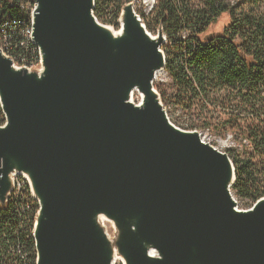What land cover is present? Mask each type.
<instances>
[{
  "label": "water",
  "instance_id": "water-1",
  "mask_svg": "<svg viewBox=\"0 0 264 264\" xmlns=\"http://www.w3.org/2000/svg\"><path fill=\"white\" fill-rule=\"evenodd\" d=\"M93 7L35 1L42 72H16L0 53V203L8 175L29 174L36 264H110V250L126 264H264V198L238 210L227 154L176 128L156 92L143 108L126 101L134 86L150 92L164 70L162 31L149 38L127 4L124 36L112 41ZM98 213L120 232L109 249Z\"/></svg>",
  "mask_w": 264,
  "mask_h": 264
},
{
  "label": "trees",
  "instance_id": "trees-1",
  "mask_svg": "<svg viewBox=\"0 0 264 264\" xmlns=\"http://www.w3.org/2000/svg\"><path fill=\"white\" fill-rule=\"evenodd\" d=\"M35 1L0 0V47L20 66L40 60L29 38L28 8ZM132 1L94 0L93 15L116 27ZM139 16L150 35L162 31L165 38L164 71L175 87L167 102L188 117L185 131L230 135L242 148L236 157L235 150L225 151L234 167L232 188L248 205L264 198V0H155ZM223 17L227 23L213 32ZM4 23L13 26L2 28ZM23 186L0 203V264L37 262L33 233L39 204Z\"/></svg>",
  "mask_w": 264,
  "mask_h": 264
},
{
  "label": "rangeland",
  "instance_id": "rangeland-1",
  "mask_svg": "<svg viewBox=\"0 0 264 264\" xmlns=\"http://www.w3.org/2000/svg\"><path fill=\"white\" fill-rule=\"evenodd\" d=\"M154 2H155V0H133L129 4L132 5V10L134 11V13L139 16L140 12L147 15L150 12V10L152 9ZM194 3L196 4L197 0H194ZM28 9L30 10L29 14L31 16L33 14L32 11H34V9H35V4L33 7H31V8L29 7ZM121 15H122V13H121ZM95 19L97 20L98 23H102V24H106V25L111 26L110 27L111 29L117 30L119 28L118 21L116 24L117 26L115 27L112 24H108L104 21H99L97 18H95ZM139 19H140V16H139ZM31 21H32V18H31ZM226 23H227V19L225 17L221 18L219 20V22L215 25V27L212 29V31L213 32L221 31V29L223 28V26ZM157 35H158V32L156 31V33L152 36L156 37ZM163 45H166L165 40H164V43L162 44V46ZM1 54L4 57L8 58L3 52ZM41 61H42V56H41L40 62L36 65L31 66V67H26V66L19 67L17 64H13V62L12 61L11 62L15 67H19V69L24 68V69H26L32 73H39L41 70ZM153 89L156 92L158 100H159L160 104L162 105L163 110L166 112L167 117L170 120V122L176 128H178L180 130H185L184 124L186 123L188 117L184 114V112L182 110L173 106L171 103L167 102V100L175 92V87H174V84H173L170 76L164 70L162 72L158 73L157 76L155 77V79L153 81ZM0 122H3V124L5 123V117L3 116V113H2V116L0 115ZM197 132L201 136V139L204 143L209 144L210 146H212L214 149H216L217 151H219L221 153H225V151H227V150H235V153L233 155L236 157L238 155V153L241 152V149H242L241 146L237 142H235L234 139L231 138L230 135H226L224 138H217V137H214L212 135H208L206 133H201L199 131H197ZM244 145L248 146V143L244 142ZM260 162L264 166V159H261ZM11 181L12 180H9L8 182L11 183ZM19 181H20V178L16 177L14 179V184L16 185V183H19ZM25 181L28 183V186H29L31 193H32V189L30 187V182H28L27 180H25ZM232 186L230 188V193H231L233 200L236 202L238 210L246 211V210L250 209L253 205H248L249 203H248L247 199L239 197L237 195L236 191L232 188ZM9 188H10V190L6 194V198H7V196H9L10 191L12 189H14V185H9ZM32 196L34 197L33 193H32ZM37 215H38V213H37ZM37 215H36V217H37ZM35 223H36V219H35ZM103 224H104L103 230L106 232L108 239L110 241H112V243L118 244L119 240H120V232L115 229L113 224L107 222V220H106V222H103ZM34 226H35V224H34ZM118 258L120 260H117L115 264H124V260L122 258H120L119 256H118ZM121 259L123 262L121 261Z\"/></svg>",
  "mask_w": 264,
  "mask_h": 264
},
{
  "label": "bare ground",
  "instance_id": "bare-ground-1",
  "mask_svg": "<svg viewBox=\"0 0 264 264\" xmlns=\"http://www.w3.org/2000/svg\"><path fill=\"white\" fill-rule=\"evenodd\" d=\"M122 12V11H121ZM121 14V13H120ZM123 12H122V15L121 16H119L120 18H118V25H119V28L117 29V30H115V29H111L110 27L111 26H108V25H104V24H100V23H98L97 21H96V23H97V25H98V27L104 32V33H106L108 36H109V38L112 40V41H117V40H119L120 38H122L123 36H124V17H123ZM32 20H33V18H32ZM148 37L149 38H152V39H154V41H156V37H153L152 35H148ZM29 38H30V40L32 41V28H31V30H30V33H29ZM33 42V41H32ZM34 44V43H33ZM38 48V47H37ZM39 50V49H38ZM162 53V52H161ZM39 56H40V60H41V53H40V51H39ZM40 60H39V62H40ZM42 62V61H41ZM12 68H13V70L14 71H16V72H18V71H23V70H25L24 68H20L19 69V67H15L14 65H12ZM23 69V70H22ZM41 72L43 71V69H42V67H41V70H40ZM160 72H162V70H158V71H156L155 72V74H154V79H155V77L157 76V74L158 73H160ZM153 95H155V91H154V89H151L150 90V92H148V93H146V92H144V91H142L139 87H137V86H134L133 88H131L130 90H128L127 92H126V94H125V98H126V101L128 102V103H131V104H133L134 106H136V107H139V108H143L144 106H145V104H146V102H147V100H148V98L150 97V96H153ZM14 164H15V169H17V163L16 162H14ZM18 174H22L26 179H23V183H26L27 185H28V183L25 181V180H27L28 182H30V185H31V180H30V176H29V174H27V173H24V172H17L16 170H14L13 172H11L9 175H8V177H7V182L9 181V180H12L13 181V177H15L16 175H18ZM12 181H11V183L10 182H8V184L9 185H11L12 184ZM230 183H231V186L233 185V179H231L230 180ZM29 187V186H28ZM14 189H12L10 192H12ZM34 195V194H33ZM8 197V196H7ZM7 199V198H6ZM106 220H107V222H109V223H111V224H113V226L115 227V223H114V221L110 218V217H108L106 214H104V213H98V214H96L95 216H94V222H95V224L97 225V227H99L98 229L100 230V235L104 238V240H105V242H106V246H107V248L109 247V242H110V240L108 239V236H107V234H106V232L103 230V226H104V224H103V222H106ZM136 220V219H135ZM134 230H135V226L133 227V229H132V233L134 232ZM141 246L143 247V249L146 251V253H147V256H148V258H150V259H155V258H157L158 257V253L155 251V250H153V248L149 245V244H147L146 242H141ZM109 249V248H108ZM109 258H110V264H115L116 263V261L117 260H120L119 258H118V254H117V252H116V250H110V253H109ZM120 257V256H119ZM121 258V257H120ZM123 259V258H122ZM122 259H121V261H122ZM124 260V259H123ZM123 262V261H122ZM124 264H126V262H125V260H124Z\"/></svg>",
  "mask_w": 264,
  "mask_h": 264
},
{
  "label": "built area",
  "instance_id": "built-area-1",
  "mask_svg": "<svg viewBox=\"0 0 264 264\" xmlns=\"http://www.w3.org/2000/svg\"><path fill=\"white\" fill-rule=\"evenodd\" d=\"M32 13H33V11H32ZM137 17L139 18V16L137 15ZM30 18H33V14L30 16ZM141 21V20H140ZM141 23H142V21H141ZM143 24V23H142ZM13 25H5V23L3 24V27L2 28H4V27H12ZM144 26V25H143ZM145 27V26H144ZM0 52L2 53H4L5 54V52H4V50H3V48H1L0 47ZM6 55V54H5ZM8 57V56H7ZM9 58V57H8ZM10 59V58H9ZM12 62H13V64H16L12 59H10ZM12 64V65H13ZM37 64V63H36ZM36 64H33V65H36ZM18 65V64H17ZM33 65H31V66H33ZM19 67H23V66H26V65H22V66H20V65H18ZM31 66H26V67H31ZM16 177H19L20 178V181H19V183H16V185L14 184V179L16 178ZM23 177V178H22ZM14 179H13V181H12V184L11 185H14V194H12V195H18L19 193H21L22 192V190L25 188V186H23V179H26L22 174H18V175H16L15 177H14ZM8 199H6V201H7ZM5 201V202H6Z\"/></svg>",
  "mask_w": 264,
  "mask_h": 264
}]
</instances>
